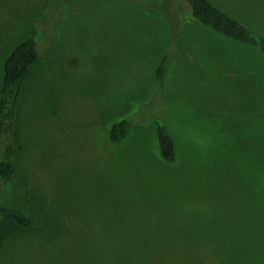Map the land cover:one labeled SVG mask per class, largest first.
<instances>
[{
  "label": "rangeland",
  "instance_id": "1",
  "mask_svg": "<svg viewBox=\"0 0 264 264\" xmlns=\"http://www.w3.org/2000/svg\"><path fill=\"white\" fill-rule=\"evenodd\" d=\"M34 1L0 0V81L33 31L39 60L0 205L41 227L4 238L0 264H118L115 250L122 264H264V57L212 37L184 0H39L32 25ZM208 1L264 38V0ZM122 118L131 129L110 143ZM154 119L173 164L157 155Z\"/></svg>",
  "mask_w": 264,
  "mask_h": 264
},
{
  "label": "trees",
  "instance_id": "2",
  "mask_svg": "<svg viewBox=\"0 0 264 264\" xmlns=\"http://www.w3.org/2000/svg\"><path fill=\"white\" fill-rule=\"evenodd\" d=\"M184 1L188 6L191 19L200 26L264 57V38L254 35L236 19L215 8L208 0ZM37 59L36 31H33L28 38L14 46L3 62L0 81V190L2 183L11 179L15 173L13 160L18 154L15 143L17 134L15 122L24 83ZM167 65L168 58L164 56L154 71L152 88L155 92L163 85ZM149 102L150 100L147 104ZM145 105H140V108ZM145 112L148 115L151 111ZM153 124L157 155L163 162L173 164L176 160L174 141L164 124L157 119L153 120ZM130 129L129 119L122 118L109 126L106 137L110 143H117ZM40 227V223L30 216L0 205V243L16 232H35ZM149 244L151 243H138L137 248L141 256H144L143 253L146 252ZM120 253L119 250L114 251L118 264H122ZM158 264H163V260Z\"/></svg>",
  "mask_w": 264,
  "mask_h": 264
},
{
  "label": "crops",
  "instance_id": "3",
  "mask_svg": "<svg viewBox=\"0 0 264 264\" xmlns=\"http://www.w3.org/2000/svg\"><path fill=\"white\" fill-rule=\"evenodd\" d=\"M34 2H36V4H37V8L39 9V5H40V2H39V0H35ZM40 12H42V10H33V14H35V18L33 19V24L32 25H34V23L37 25V23H38V25H39V23H40ZM52 21L51 20H49L48 21V23H51ZM193 21H191L190 22V24H192L193 25V23H192ZM48 23H47V26H48ZM41 24H42V22H41ZM35 25V26H36ZM43 25V24H42ZM199 25V24H198ZM34 26V27H35ZM46 26V27H47ZM200 26V25H199ZM43 27H44V25H43ZM200 27H202V26H200ZM51 28V26L50 27H47V30H49ZM205 30H207V29H205ZM207 31H209V30H207ZM214 35H216V34H212V37L214 36ZM219 36V35H218ZM7 37V40L5 41L6 42V44H5V46H4V48L5 47H7V46H10V44H8V42L10 41L9 39L10 38H12V36H6ZM220 37H222V36H220ZM223 38V37H222ZM225 39V38H224ZM225 40H227V39H225ZM21 41V40H20ZM228 42H230L231 43V45H233V46H240L239 44H236V43H233V42H231V41H229V40H227ZM19 42V41H18ZM216 42V41H215ZM15 43H17V41H15ZM9 49H11V47H9ZM13 49V48H12ZM11 52V51H10ZM37 56H38V54H37ZM38 64H39V60L37 59V61H36V63L32 66V68L31 69H36L37 68V66H38ZM30 73V72H29ZM29 75V74H28ZM28 77V76H27ZM152 80H153V73H151V76L150 77H147V83H146V85L149 87V85L152 83ZM108 130V129H107ZM173 141H174V139H173ZM118 143V142H117ZM174 145H175V142H174ZM176 159L178 160L179 159V157H178V154H177V152H176ZM176 161V160H175ZM175 163V162H174ZM254 170H253V168L251 169V171H249V169H246V174H248V177L250 178V182L251 183H253L254 184V182H255V179H254ZM251 193H254V188H252V191H251ZM199 258H201V257H199ZM193 262L195 263V261L193 260ZM199 264H203V260L202 261H200L199 260ZM196 264V263H195Z\"/></svg>",
  "mask_w": 264,
  "mask_h": 264
}]
</instances>
